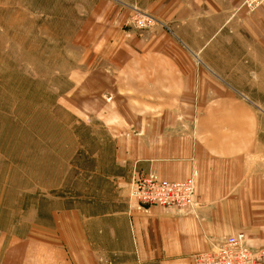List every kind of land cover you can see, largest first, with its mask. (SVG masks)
Returning a JSON list of instances; mask_svg holds the SVG:
<instances>
[{
	"label": "crops",
	"instance_id": "1",
	"mask_svg": "<svg viewBox=\"0 0 264 264\" xmlns=\"http://www.w3.org/2000/svg\"><path fill=\"white\" fill-rule=\"evenodd\" d=\"M243 1L155 0L157 22L142 31L109 18L69 90L79 110L106 125L115 160L132 177L181 181L196 170V212L138 209L129 200L118 210L103 202L96 216L70 206L71 239L60 215V245L12 239L0 245V264H43L44 247L52 264L71 257L72 264H193L212 241L241 231L251 248L264 249L258 115L245 98L214 85L236 83L235 73L250 69L264 81V4L250 12Z\"/></svg>",
	"mask_w": 264,
	"mask_h": 264
},
{
	"label": "rangeland",
	"instance_id": "2",
	"mask_svg": "<svg viewBox=\"0 0 264 264\" xmlns=\"http://www.w3.org/2000/svg\"><path fill=\"white\" fill-rule=\"evenodd\" d=\"M153 1L0 0V245L30 236L57 247L60 215L71 239L64 211L70 206L96 216L103 202L109 210L130 202L132 173L115 160L106 125L77 108L73 78L109 18L128 26L138 16L152 26ZM235 76L236 83L214 85L254 106L264 143L263 74L250 69ZM203 86L211 85H196ZM43 250L49 258L43 264H52V251Z\"/></svg>",
	"mask_w": 264,
	"mask_h": 264
},
{
	"label": "built area",
	"instance_id": "3",
	"mask_svg": "<svg viewBox=\"0 0 264 264\" xmlns=\"http://www.w3.org/2000/svg\"><path fill=\"white\" fill-rule=\"evenodd\" d=\"M247 10H258L264 0H244ZM152 21L136 17L134 27L137 31L148 29ZM196 171L181 181L159 178L155 173L132 177L131 202L138 209L148 210L153 205L176 207L196 212L198 204L194 202ZM193 264H264V249H253L248 244L245 232L233 234L219 241H212L206 251L193 257Z\"/></svg>",
	"mask_w": 264,
	"mask_h": 264
},
{
	"label": "bare ground",
	"instance_id": "4",
	"mask_svg": "<svg viewBox=\"0 0 264 264\" xmlns=\"http://www.w3.org/2000/svg\"><path fill=\"white\" fill-rule=\"evenodd\" d=\"M196 171V170H195ZM196 175H197V172H196Z\"/></svg>",
	"mask_w": 264,
	"mask_h": 264
}]
</instances>
